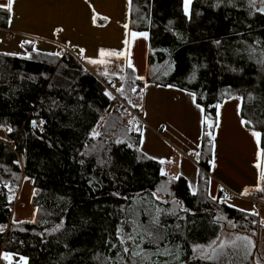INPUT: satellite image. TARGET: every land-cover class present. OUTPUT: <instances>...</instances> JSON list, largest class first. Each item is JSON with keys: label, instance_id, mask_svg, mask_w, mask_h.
<instances>
[{"label": "trees", "instance_id": "trees-1", "mask_svg": "<svg viewBox=\"0 0 264 264\" xmlns=\"http://www.w3.org/2000/svg\"><path fill=\"white\" fill-rule=\"evenodd\" d=\"M190 12L189 20L182 0H132L130 30L148 31L151 36L145 83L194 92L213 121L214 105L243 97V119L264 133V68L249 59L247 51L249 45L264 47V15L254 11L249 15L248 0H193ZM9 16L0 9V27L7 26ZM215 40L221 41L219 46ZM33 44L23 46L31 59L0 53V130L9 138L0 139V224L7 225L0 233V264H9L4 252L25 256L29 264H106L105 257L120 247L115 228L132 219L125 215L128 209L139 212L140 221L147 223L144 208L159 204L168 209L173 199L190 211L177 210L184 219L161 216L168 234L161 246L179 244L188 258L186 264H217L190 257L193 243L207 244L220 237L224 223L219 217L243 233L263 228L257 215L221 202V195L213 200L205 173L199 175L196 195L185 178L170 181L162 176V164L140 149L142 122L130 109L114 103L107 88L111 83L95 76L71 53L52 56L34 50ZM135 78L128 68L122 85L126 95L138 100L145 83ZM132 86L136 92L130 90ZM41 119L46 121L43 132L30 123ZM130 120L134 125L138 122L140 132L125 136ZM97 124L102 135L93 139L89 133ZM117 138L125 143L116 144ZM209 139L204 135L198 156L205 171L213 157ZM128 143L134 147L128 148ZM93 145L96 150L81 155ZM24 180L32 182V204L38 211L35 223L13 224L9 196L20 190ZM166 182L173 195H160L168 204L150 196ZM61 220L63 227L51 232ZM109 243H117V249L109 251ZM243 264H254L253 255Z\"/></svg>", "mask_w": 264, "mask_h": 264}, {"label": "crops", "instance_id": "crops-1", "mask_svg": "<svg viewBox=\"0 0 264 264\" xmlns=\"http://www.w3.org/2000/svg\"><path fill=\"white\" fill-rule=\"evenodd\" d=\"M6 2L0 0V3ZM93 8L99 14L95 23ZM130 15L127 0H15L7 26L0 27V39L10 43L9 46L36 41L38 44H33L36 50L48 53L67 51L104 80L122 81L129 68L127 58L110 56L103 58L104 64H91L84 57L98 59L101 48L118 52L130 50L135 77L143 76L141 81L145 83L151 36L148 31H135L147 32L148 38L133 40ZM125 23L129 24L128 29L123 27ZM125 39L130 41L129 45L123 43ZM80 48L85 49L83 56L79 55ZM188 93L174 86L145 83L138 108L142 115L141 151L155 161L164 160L162 168L168 173L167 177L182 173L181 177L188 185L192 184L196 193L199 175L203 172L209 177L210 197L221 195L224 203L244 212H249L252 204L257 210L262 209L264 192L256 186L264 188V181L259 179V169L255 167L258 148L251 135L253 129H258L252 124L241 125L242 107L237 110V105H242L241 100L233 98L221 104L219 127L211 129L216 146L210 169L205 171L198 163L197 153L208 129L201 123L206 115L196 108V98L193 100ZM260 147H264L263 137ZM245 188L248 189L246 195L243 194Z\"/></svg>", "mask_w": 264, "mask_h": 264}, {"label": "snow or ice", "instance_id": "snow-or-ice-1", "mask_svg": "<svg viewBox=\"0 0 264 264\" xmlns=\"http://www.w3.org/2000/svg\"><path fill=\"white\" fill-rule=\"evenodd\" d=\"M231 2V0H229ZM128 3V10L129 14L131 12L132 8V0H127ZM193 0H182V7H183V13L188 19H191V12H190V6L192 5ZM14 4L15 0H7L6 3H0V8L6 9L7 12L12 13L14 11ZM248 14L251 15L254 11L257 14L264 15V0H248ZM99 14L95 13V9L93 8V23L96 22V17ZM103 19H107V17H103ZM171 23V22H170ZM125 29L129 28V24L125 23L123 25ZM251 27V25H249ZM131 36L133 40H135L137 37H144L145 39L148 38L147 32H131ZM24 44L32 43L31 41H24ZM125 45H129L130 41L125 39L123 41ZM214 43L219 46L221 41L215 40ZM257 44H259V41H256ZM23 46V44L21 45ZM75 47V46H73ZM35 50V49H34ZM247 51L249 52V59H255L256 64L260 65L262 68H264V47H261L259 49L253 47L252 45H249L247 48ZM85 52L84 48L79 49V55L83 56ZM52 56H61L63 55V52H54L51 53ZM121 55H124L127 58V64L129 68H132L133 71H135L134 65L131 61V52L129 51H123L118 52L114 50H106V49H99V58L93 59L89 57H84L88 60L91 64H104L106 61L103 59L104 57H110L115 56L119 57ZM27 59H31V54H28ZM107 75V73H105ZM194 78V77H193ZM135 79L137 80H143V76H137ZM51 87V85H49ZM168 87H173V85H168ZM132 92H136V87L132 86L130 89ZM117 91H120L121 94H123L124 89L123 86L120 89H117ZM182 91H185L182 89ZM111 98V93H107ZM189 96L195 100L196 94L194 92H189ZM80 99H83L80 97ZM235 99L243 101V97H235ZM249 99H253L251 94H249ZM130 104H132V101H128ZM54 106H59L56 104L55 101H53ZM132 107H137V105L132 104ZM242 105H237V110L239 111L241 109ZM196 108L200 110L201 113L205 111L204 107H202L201 104L196 103ZM214 108L216 109V120L211 121L208 119L207 116H204L201 120V123L206 125L209 131L205 133V135L210 138L209 144L211 145L212 149H215V136L213 135V132L210 130L213 127L218 128L219 127V117L221 115L219 109L221 108V104L217 103L214 105ZM101 119H103L101 117ZM30 123L33 127H37L40 129L41 132H43V125L46 123L44 120H40L39 123L36 120H31ZM241 125L248 126L252 124L251 120L243 119L240 120ZM129 127H127L124 130V135L127 136V133L130 131H136L140 132V128L137 124H133V121H128ZM101 127V125L97 124L95 128L91 130L89 135L95 139L96 137H100L102 133L98 131V129ZM5 130L7 132H12L13 129L11 127H6ZM251 135L255 138L256 145L258 148L257 151V157L259 158L255 164V167L259 169V179L261 181H264V147H260L261 144V137L264 135L261 131L258 130H252ZM116 144H123L125 143L124 140H121L117 138L115 140ZM128 148H133L134 145L132 143L127 144ZM85 148L88 149V146L85 145ZM95 145L92 146V149L86 150L83 153H81L82 156L89 155L90 151H94ZM137 150L139 148L137 147ZM197 156H199V153H197ZM150 159H155L154 157H149ZM165 161L161 160L160 163L163 164ZM14 163H20V161H14ZM81 164L84 163L83 160L80 161ZM100 163H106V161H100ZM214 166V162H213ZM160 174L162 176H167L168 173L164 171L163 168L160 169ZM183 174H176L170 177L171 180H179ZM169 181V182H170ZM160 185L156 188L155 191H152L150 193V196L155 199V201L162 202L164 204H168L169 201L164 199L163 196L160 195V193H165L169 196H172L173 194L169 191L168 183ZM5 187H9L7 184H5ZM259 191L264 192V188H260L259 185L256 186ZM189 188L192 190V194L196 195V189L192 186V184L189 182ZM223 191V189H221ZM9 191L11 192V188H9ZM248 189L245 188L243 194H247ZM118 195V194H117ZM13 197L9 196V200H11ZM213 200H216V196L211 197ZM223 202V201H221ZM172 207L168 209H164L159 206V204H155L154 208L147 207L143 209V214L148 217L147 223H142L140 221V213L137 212L134 209H128L127 212L122 208L121 211L125 212V215L131 214L132 219L131 221L125 220L121 221V223L115 228V236L118 238L117 243L119 244V248L113 256L105 257L106 264H186L187 259L183 257V249L179 244H174L171 248L168 246H161L162 242H166L168 240V234L165 231V224L161 220V216L171 215L177 217V219H184V217H181L178 215V211L188 212L190 211L188 208L184 207L179 200L173 199L171 201ZM38 211V209H37ZM241 211H244L241 209ZM257 214V213H254ZM30 223H35L34 220L29 221ZM16 223H24L23 221H13V224ZM231 223V222H230ZM127 225L131 226V231H125V227ZM232 227H235V224H231ZM7 225L0 224V233L4 232ZM63 227V220H61L60 223L56 224L54 228L51 229V232H56L59 229ZM176 228H180V225L177 224ZM21 231H24V229H21ZM47 231V230H46ZM40 235H43V233H40ZM117 243H109V251L112 249H117ZM145 245H150L154 247V251L151 250L149 247ZM256 247L255 242L251 239L249 236H242V235H236L234 239L231 240H222L219 236H216L215 239H211L207 244H200V243H193L191 245V253L192 256L191 259L196 260H208V261H215L217 264H236V260H239L240 264H243V261H247L249 257H252V249ZM3 258L7 261H9V264H13V254L10 252H4ZM233 258H236L234 260ZM19 264H29L28 258L25 256L19 257ZM254 264H264V259L261 257H255L254 258Z\"/></svg>", "mask_w": 264, "mask_h": 264}, {"label": "rangeland", "instance_id": "rangeland-1", "mask_svg": "<svg viewBox=\"0 0 264 264\" xmlns=\"http://www.w3.org/2000/svg\"><path fill=\"white\" fill-rule=\"evenodd\" d=\"M29 41L35 42V44H38V42L36 43V41H32V40H29ZM14 42H17V41H14ZM9 44L10 43H6L4 39L3 40L0 39V53L14 55V56L23 57V58L27 57L28 54L26 53L25 48L22 47L20 44L16 43L11 46H9ZM34 49L36 50L35 47ZM106 81H108V83H111V88L115 92H117L121 97L125 98V101L127 102L129 106H132V104L137 105V107H133V108H139L141 106V98H139L138 100L132 99V96L126 95L125 92L121 94L120 91H117V89H120L123 86L121 80H114V79L108 78ZM129 100L132 101V104L128 102ZM136 118L138 119L137 116ZM0 139L9 141V138L8 136H6L4 130H0ZM33 190L34 188H33L32 182L30 180H24L21 184L20 190L12 195L13 197L12 200L17 199L16 206L12 210L13 212L12 221L15 220V221H23V222L28 221L29 222L36 218L37 209L32 204V201H31ZM261 201L264 202V199ZM256 207L257 206L255 204H252L251 210L248 213H252V214L257 213L255 215H257L259 218V224L263 226V228H259L257 232L243 233L240 230H238L236 226L232 227L231 224L233 223L226 221L224 217H219V221L224 223V229L220 235V238L222 240H231V239H234L236 235H242V236L251 237V239L255 242L256 247L253 249L254 251L253 263H254L255 257H261L262 259H264V207L262 209L260 208L259 210H257ZM14 256L15 255H13V257ZM15 257L16 259H14L13 262L15 264H19V256H15Z\"/></svg>", "mask_w": 264, "mask_h": 264}, {"label": "built area", "instance_id": "built-area-1", "mask_svg": "<svg viewBox=\"0 0 264 264\" xmlns=\"http://www.w3.org/2000/svg\"><path fill=\"white\" fill-rule=\"evenodd\" d=\"M65 53H69V52H65ZM107 88L110 90V92L112 93V95L114 96V103L115 104H122L124 105L125 107H127L128 109H130V111L138 117V119H140L142 121V115L139 111H135V110H132L131 108H129V106L126 104V102L110 87L107 86ZM16 203H17V199L15 200H12L11 204H10V209L13 210L16 206Z\"/></svg>", "mask_w": 264, "mask_h": 264}]
</instances>
